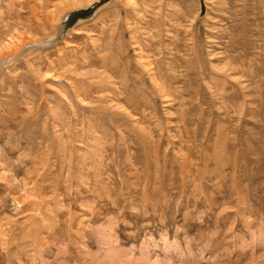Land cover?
Masks as SVG:
<instances>
[{
  "label": "rangeland",
  "instance_id": "374dc122",
  "mask_svg": "<svg viewBox=\"0 0 264 264\" xmlns=\"http://www.w3.org/2000/svg\"><path fill=\"white\" fill-rule=\"evenodd\" d=\"M0 264H264V0H0Z\"/></svg>",
  "mask_w": 264,
  "mask_h": 264
},
{
  "label": "bare ground",
  "instance_id": "6f19581e",
  "mask_svg": "<svg viewBox=\"0 0 264 264\" xmlns=\"http://www.w3.org/2000/svg\"><path fill=\"white\" fill-rule=\"evenodd\" d=\"M64 1V0H63ZM132 1V0H131ZM139 1V0H138ZM157 2V1H156ZM64 3V2H63ZM55 4V3H54ZM126 4V3H125ZM32 5V4H31ZM36 6V5H35ZM49 7V6H48ZM48 7H46V6H44V4L43 5H39L38 6V9L39 10H37V11H35V10H31L32 11V13L34 14V19H35V25H34V28H37L38 26L39 27H42L43 25H44V22H47L48 20H50V19H52L53 17H54V15L56 14V10H53V11H51V10H48L49 8ZM33 8V7H32ZM140 9V8H139ZM157 9V8H156ZM142 14V13H141ZM140 15V14H139ZM56 16V15H55ZM146 16V15H145ZM154 16V15H153ZM55 19V18H54ZM154 20V19H153ZM152 21V20H151ZM154 23V22H153ZM157 24V23H156ZM15 25V24H14ZM32 25V24H31ZM103 25V24H102ZM154 25V24H153ZM164 25V24H163ZM163 27H165V26H163ZM153 28V27H152ZM155 28V27H154ZM121 29V28H120ZM130 29H131V27H130ZM136 29V28H135ZM11 30V29H10ZM12 31V30H11ZM103 31V30H102ZM148 31V30H147ZM132 32V31H131ZM163 32H165V31H163ZM123 34V33H122ZM13 35V34H12ZM113 35V34H112ZM160 35H161V32H160ZM159 35V36H160ZM151 36H152V34H151ZM153 36H156V35H153ZM158 36V35H157ZM156 36V37H157ZM111 37V36H110ZM120 37V36H119ZM142 38V37H141ZM142 40V39H141ZM118 41H119V39H118ZM122 41V40H121ZM157 43V42H156ZM142 51V50H141ZM125 52V51H124ZM122 54V53H121ZM125 62H126V60H125ZM129 63V62H128ZM126 67H127V65H125ZM152 77V76H151Z\"/></svg>",
  "mask_w": 264,
  "mask_h": 264
}]
</instances>
